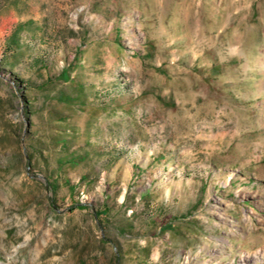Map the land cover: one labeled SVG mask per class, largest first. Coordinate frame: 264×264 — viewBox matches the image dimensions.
<instances>
[{
  "label": "rangeland",
  "instance_id": "rangeland-1",
  "mask_svg": "<svg viewBox=\"0 0 264 264\" xmlns=\"http://www.w3.org/2000/svg\"><path fill=\"white\" fill-rule=\"evenodd\" d=\"M0 264H264V0H0Z\"/></svg>",
  "mask_w": 264,
  "mask_h": 264
},
{
  "label": "trees",
  "instance_id": "trees-1",
  "mask_svg": "<svg viewBox=\"0 0 264 264\" xmlns=\"http://www.w3.org/2000/svg\"><path fill=\"white\" fill-rule=\"evenodd\" d=\"M15 33H16V32H15ZM15 33H13L12 36H11V39H12V40H15V39H16V35H15Z\"/></svg>",
  "mask_w": 264,
  "mask_h": 264
}]
</instances>
